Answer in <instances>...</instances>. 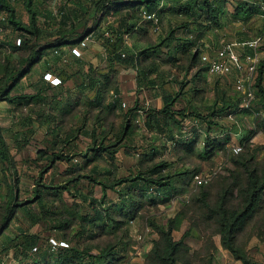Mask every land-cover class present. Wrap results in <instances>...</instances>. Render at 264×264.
<instances>
[{"label": "trees", "instance_id": "1", "mask_svg": "<svg viewBox=\"0 0 264 264\" xmlns=\"http://www.w3.org/2000/svg\"><path fill=\"white\" fill-rule=\"evenodd\" d=\"M160 1L0 0V103H4L11 112L17 111L19 116H17L16 124L20 126V130L11 132V137L17 149H20L30 143L36 130L35 127L46 125L44 140L48 146L38 152V158L45 159L48 164L39 167V175L34 178L36 183H33L37 188L34 189L30 202L35 203L37 211H32L29 208L30 202L19 203L16 201L18 192H21L17 189L18 180L13 176L17 166L16 159L0 127V201L2 203L0 204V264H4L5 257L16 264H117L118 251L112 245L100 251L92 250L91 245H81L73 241L69 243L63 239L58 240L65 242L66 245L58 243L53 245L49 236L43 237L40 233L31 232L28 228H19L18 226L13 231L10 229V225L11 221L17 218V213L21 209L23 214H26L23 217L29 221L28 226L42 221H54L52 229L65 233L73 222L70 217H57L61 212H52L47 208L45 196L55 195L51 193H57V187L44 182V173L55 162L74 160L78 155L84 157L86 166L94 163L97 157H105L114 161L115 153L120 147L128 148L127 142L131 140L133 133L132 120L138 106L133 104L126 110L118 112L116 116L121 119V122L118 126L114 124L116 117L111 108H117L121 102H119V97L113 101H107L109 89L114 82L112 66L115 63L139 65L141 84H145L146 77L157 70L155 61H151L149 58L154 53L158 54V50L163 45L169 46L167 42L174 39V33L179 26L171 28L165 38L139 48L136 52L128 50L125 42L128 37L134 35L137 23L143 17V11L158 13L157 9L161 8V6L159 7ZM163 1L170 2L171 7H177L176 10L184 13L189 19L199 20V23L206 22L208 26H218L220 24L218 4H222L226 0ZM15 3L24 7L28 16L27 21L18 15ZM259 3L264 5V0H238L233 9V17L242 21L249 20L253 13L259 9ZM186 24L183 22L181 25ZM87 36L99 40L103 45L108 71L100 72L91 63L83 71L81 67L73 68L71 71L69 68L67 69L70 64L64 59L67 50L72 51V47L80 44ZM261 48L264 49V44ZM168 50L166 53L167 62L173 64L178 60L179 54L175 49L169 48ZM181 55H184L183 62L186 63L195 62L200 58L198 54L191 51ZM200 59L202 60V57ZM143 61H146L145 64H142ZM36 65H39L41 70L40 78L45 80L43 72L54 74L59 78L61 84H56V86L53 84L51 86L53 90L50 89V83H48L49 86L41 85L33 92H25L21 83L23 79L32 75ZM256 72L257 76L254 82L256 104L264 108V60H259ZM70 77L80 80L78 83L80 91L86 95L92 92L93 95H87L84 109L79 108L74 111V118L78 120V124L65 126L68 119L66 115L78 104L77 101L72 102L69 90H64L62 85ZM177 95L165 97L164 104L159 109L149 107L144 125L153 132L154 130H163L166 126L165 129L170 132L171 141L178 145L182 140L180 145L183 146L187 154L193 150L194 141L187 140V138L183 140L180 134L176 138L173 131L174 129L177 131L184 129L183 121L192 114L184 109L175 110L173 108ZM241 103L239 94H229L225 98H221L219 106L215 102L207 114H198L197 117L205 123V130L208 132L219 123L218 120L223 116H237L238 113H243L244 107ZM260 107L252 105L247 108L245 113L257 116L262 109ZM108 115H112L111 120H106ZM83 138L90 142L87 149L82 153L77 152L72 157L76 141ZM220 143L218 137L214 138L210 147H206L207 144L204 143L199 150V155L204 158L212 157L214 147ZM150 151V153L141 156L133 172L130 170L128 175L124 176H117L115 172V180L108 183L104 179L96 177L94 171L96 164L90 166V174L83 172L82 166L80 164L78 166L77 162L75 168L71 167L68 170L69 173H77L75 182L85 178L90 183H97L101 188L99 198L86 195L90 198L88 204L90 212L81 215L85 224L100 226L97 225L100 222L108 233L115 229L113 217L110 215L112 212L110 209L115 206L106 194L108 189L115 191L119 197L123 195L127 198L130 201L129 205L133 204L130 208L137 206L134 203L137 201V196L147 203L168 200L169 193L176 190L172 175H180L182 172L171 173V163L164 159H158L155 147H152ZM232 162L245 168L249 164L247 159L236 156H233ZM115 168L117 169V166ZM247 172L251 187L245 190L244 207L239 211L227 210L224 208V198L221 196L213 210L218 214L216 218L219 224L217 231L220 233L222 245L243 264H262L253 259L236 241L240 224L252 216L260 193L264 191V180L256 185L257 178L253 176V170L247 167ZM119 185H124V191L118 189ZM202 185L204 186V184ZM129 205L124 206L122 203L121 208ZM205 205L207 204L205 203ZM17 209L18 211H16ZM154 226L161 234L164 246L161 249L158 240H154L149 257L163 264H176L177 251L183 245L182 240L171 239L169 229H165L162 225L154 224ZM53 239L57 240L54 237Z\"/></svg>", "mask_w": 264, "mask_h": 264}, {"label": "rangeland", "instance_id": "2", "mask_svg": "<svg viewBox=\"0 0 264 264\" xmlns=\"http://www.w3.org/2000/svg\"><path fill=\"white\" fill-rule=\"evenodd\" d=\"M15 6L18 15L24 21H27L28 16L24 7L19 3H15ZM260 18L256 22V24L260 23L257 27L254 26L255 20L250 23V30H252L250 31L252 34L251 37L249 36L250 38L258 35L264 38V16ZM191 50V52L197 51V48ZM77 51H79V48ZM195 53L198 54V52ZM213 55L214 53L203 56ZM87 56L91 57L89 61L98 62L97 57ZM34 76L37 77V73L23 79L21 84L25 92H33V86L28 83L31 82L30 79L36 78ZM253 76L255 82L256 71ZM58 84H61V82ZM252 87L254 98L248 105L245 88L239 89L241 91V105L244 107L243 115L226 117L208 132L204 127L199 128L196 133L190 132L188 134L190 138L187 140L192 139L194 141L193 150L190 153L186 154L183 147L177 146L172 141L166 143L171 145V149L166 152L164 149L160 158L171 163V173L182 172L180 175H172L176 190H172L171 194L169 193L167 201L147 203L137 196V201L134 202L137 206L130 208L133 204L129 205L130 201L127 198L123 195L119 197L115 191L108 189L106 194L115 206L110 209L112 210L110 215L113 217L115 229L113 232L108 233L100 222L97 223L100 226L85 224L81 215L90 212L88 207L90 198L86 195L99 198L101 188L97 183H90L85 178L75 182L74 179L77 173H69L68 170L71 167L75 168L74 166L78 164V166H82L81 170L83 172H89L91 170L89 169L90 166L96 164L94 170L96 177L102 178L108 183L115 180V172L117 176L128 175L130 170L133 172L136 167V158L131 159V156L120 150L114 161H110L105 157H97L94 163L86 166L84 157L78 155L74 160L55 162L43 175L44 182L56 186L58 193L52 192L51 194L55 195L45 196L47 208L52 212H61L57 216L59 218L70 217L73 222L72 226L65 233L56 232L52 229L54 221H42L28 226V219L23 217L26 214H23L21 209L19 211L17 209V218L11 221L10 229L14 231L16 226L19 228L25 227L31 232L40 233L43 237L49 236V240L53 237L56 238L57 240H53L58 244L61 242L58 239H63L69 243L73 241L81 245H91L94 251H100L112 245L118 251L116 255L119 257L117 264H163L149 257L154 240H158L161 249L164 246L161 234L154 226V224H157L169 229L171 239L175 241L182 240L183 245L177 251L176 264H243L222 245L220 233L217 231L219 227L216 221L218 214L213 208L217 205L221 196L224 198V208L227 210L239 211L244 207L246 201L245 190L251 187L247 176V167L253 170V176L257 178L256 185L264 180V108L256 104L254 83ZM77 100L79 98L76 94L73 96L72 102ZM252 105L262 108L257 116L245 113L248 110L247 108ZM6 107L4 103L0 104V127L11 152H15L17 159L16 171H13V176L18 180L19 186L17 189L21 192H18L16 201L28 203L33 197L34 189L37 188L33 182H35L34 178L39 175V167L48 164L45 159L38 158L39 150L48 147L44 140L45 127L36 128L30 144L26 148L15 150V142L12 140L11 132L20 129V126L16 124L18 118L16 116H19V114L17 111L7 110ZM76 108L71 109L66 115L68 119L65 126L78 124V120L74 118V111L78 109ZM111 118L112 115H108L106 120H111ZM188 120L185 125L186 129H190L194 124ZM196 127L195 124L194 128ZM184 131L181 134L183 135L182 139L186 138L187 135ZM144 136L143 131H138V135H136L141 139ZM175 137L177 138L179 135H175ZM217 137L221 140V143L214 147L212 157L207 156L204 158L200 156L201 146L205 143L207 144L206 147H210L211 142ZM137 140L139 141L136 143L139 145L137 149L140 150L141 145H144L145 142L140 144V139L137 138ZM89 143L86 138L76 141L72 157L77 152H84ZM236 146H240V150L236 151ZM251 155L253 157H250ZM233 156L247 159L248 166L245 168L236 165L232 162ZM115 166H117V169ZM195 176L207 179L204 186L195 183ZM118 189L124 191V185H119ZM122 203H124V206L126 204L129 206L122 209ZM0 204H2L1 201ZM29 204L32 211H37L35 203L30 202ZM252 240H257L258 243L252 244ZM236 241L248 254L257 252L260 255V260L257 261L264 264V251H262L264 246V191L260 193V198L252 216L246 218L240 224ZM4 264L16 263H12V260L8 259L4 261Z\"/></svg>", "mask_w": 264, "mask_h": 264}, {"label": "crops", "instance_id": "3", "mask_svg": "<svg viewBox=\"0 0 264 264\" xmlns=\"http://www.w3.org/2000/svg\"><path fill=\"white\" fill-rule=\"evenodd\" d=\"M237 2L238 0H226L223 1L222 4H218L220 21L218 26H208L206 22H200V24L199 20L195 21L194 19H189L184 13L177 11V7H171L172 4L170 2H165L163 0H161L159 4V7L161 6V8L157 9L160 15L159 31H154L150 21L144 17H142L137 23L134 35L128 37L125 42L128 50L134 52L139 48L146 47L149 44L156 43L160 39L165 38L171 28L175 26L179 27L174 33V39L167 42L169 46L167 47L163 45L158 50V54L154 53V55L149 58V60L155 61L157 70L146 77L145 84L140 83L141 73L139 65L115 63L112 66L114 82L109 89L107 101H113L115 98L119 97V102H121L120 105L118 104L117 108H111V110H113L112 113L115 114L114 116L116 117L114 118V124L118 126L121 122V120H119L120 118H117L116 116L118 112L126 110L128 107L133 106V104H137L138 106V109L135 112V117L132 120L133 133L131 135V140L127 142L129 146L126 149L124 146L120 147L115 153V156H117L120 150H123L125 154L131 156V159H134V157L136 158L135 165H137L141 156L148 152L150 153L152 147H155L158 158L161 157L164 149L165 152L171 149V145L166 144L168 141H171L169 136L170 132L166 131V126L163 130H154L153 132L149 131L144 125L149 112L148 108H161L164 104V98L168 95L178 94L175 105L173 106L175 110L184 109L189 114H192L187 118L190 122L194 123L190 129H186L185 126L184 129L187 131H184V129H180L179 131L174 129L173 131L175 135L180 134L181 138L183 136L181 134L184 131L185 135L187 134V139L190 138L188 137L190 132L196 133L199 128L202 129L205 127V123L197 117L198 114H207L215 102L217 103V106H219L221 104V98H225L229 94L236 93L241 95V91L239 90L241 88L239 85L241 77L238 72H230L223 75L216 74L210 70L208 64L203 59V61L200 59L205 54H215L217 49L224 43L250 38L252 36L250 32L252 31L250 30V23H252V21L255 20V25L252 24L255 27L260 25V23L256 24V22L261 19L260 17L264 16V5L259 3V9L253 13L251 18L247 21H242L233 17V9ZM255 4L258 3L255 2ZM183 22L187 24L181 25ZM189 43L192 45H188ZM72 48H76V50L79 48V51L78 54H74L69 49L70 51L67 50L64 55L65 62H70L67 67V69L69 68V71L78 67H81V70L83 71L90 63L100 72L108 71L109 68L104 47L99 40L87 36L80 42V44ZM169 48L175 49L179 54L178 60L173 64L167 62L166 59V53L169 51ZM196 48L197 51L193 52H198L200 58L195 62H183L185 57L181 54L190 52L192 51L191 49ZM257 53L259 60H264V49L260 47L257 50ZM87 55L97 57L98 62L93 63L92 61H89V58L91 57H88ZM145 62L143 61L142 64H145ZM34 73H37V77L34 76L36 78L30 79L31 82L28 83L29 85L36 86L35 88L33 87V91L41 85H48V83H50V86L48 85L50 89L53 90V87H51L53 84L51 85L49 80L40 78L41 70L39 69V65L34 67V72L32 74ZM44 73L46 72H43L42 74ZM51 76L56 75L52 74ZM79 82V79L70 77L67 78L62 85L64 90H69L72 98L77 94V97L79 98L77 103H80H78L76 107L78 109H84V104L87 100L86 97L87 95H91L92 92H89L86 95L84 92L80 91L78 89ZM54 86H56V84ZM6 109L8 110L7 107ZM145 110L148 111L146 112ZM239 115L241 116L243 113H238L237 116ZM229 116L231 115L223 116L218 122ZM187 119L183 121L184 125H186ZM35 124L36 122L34 125ZM195 124L197 126L196 128H194ZM40 127H45V133L46 125ZM138 131H143L145 134L142 139L136 137ZM137 138L140 139V144L145 142L144 145H141L142 148L140 150L137 149V147H139V145L136 144L139 142ZM154 139L156 140L153 141ZM218 140L221 142L219 138ZM182 142L183 141L181 140L179 143L181 144ZM29 144L25 145V147H20V149L26 148ZM180 144L177 146L183 147ZM14 148L17 150L15 144ZM12 153L16 159L15 152ZM252 241V244L258 243L257 240ZM262 251H264V246ZM249 255L256 260H260V255L257 252H251ZM5 259L8 260L6 257Z\"/></svg>", "mask_w": 264, "mask_h": 264}, {"label": "built area", "instance_id": "4", "mask_svg": "<svg viewBox=\"0 0 264 264\" xmlns=\"http://www.w3.org/2000/svg\"><path fill=\"white\" fill-rule=\"evenodd\" d=\"M143 17L148 19L152 25L154 31L160 30V17L156 11L147 12L143 11ZM264 44L263 36H256L253 38L227 42L221 45L213 56H203L202 59L208 64L210 70L216 74H228L230 72H238L241 77L240 86L245 88L248 96V103L253 100V74L256 71L259 57L257 50ZM72 51L78 54L76 48ZM44 77L52 84H58L60 82L58 77H52L49 73H45ZM232 116V115H231ZM240 146H236L235 150H240ZM196 184H204L207 182L206 178L194 177ZM53 245L57 242L53 239L50 240ZM59 244L66 245L61 241Z\"/></svg>", "mask_w": 264, "mask_h": 264}]
</instances>
